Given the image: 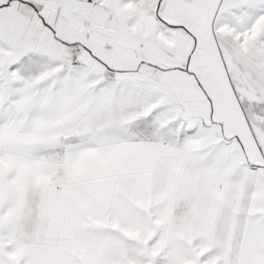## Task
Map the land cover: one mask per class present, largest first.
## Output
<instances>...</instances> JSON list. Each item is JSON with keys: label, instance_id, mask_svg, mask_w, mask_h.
I'll use <instances>...</instances> for the list:
<instances>
[{"label": "snow or ice", "instance_id": "obj_1", "mask_svg": "<svg viewBox=\"0 0 264 264\" xmlns=\"http://www.w3.org/2000/svg\"><path fill=\"white\" fill-rule=\"evenodd\" d=\"M0 264H264V0H0Z\"/></svg>", "mask_w": 264, "mask_h": 264}]
</instances>
